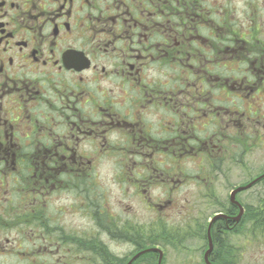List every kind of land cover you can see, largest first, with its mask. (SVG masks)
Returning <instances> with one entry per match:
<instances>
[{
    "label": "flooded vegetation",
    "instance_id": "af4514ba",
    "mask_svg": "<svg viewBox=\"0 0 264 264\" xmlns=\"http://www.w3.org/2000/svg\"><path fill=\"white\" fill-rule=\"evenodd\" d=\"M255 151L264 0H0V264H164L178 231L200 264H255ZM198 199L211 216L170 221Z\"/></svg>",
    "mask_w": 264,
    "mask_h": 264
},
{
    "label": "rangeland",
    "instance_id": "374dc122",
    "mask_svg": "<svg viewBox=\"0 0 264 264\" xmlns=\"http://www.w3.org/2000/svg\"><path fill=\"white\" fill-rule=\"evenodd\" d=\"M248 159H255L257 161V164H261L259 162L264 160V152L255 151V152H253L251 158H249V155H246L244 157V160H248ZM246 169H248V168L246 167ZM243 172H244L243 169L240 168V177L235 178V181H237V179H238V182H242L244 180ZM118 186H119L118 184H112L113 197L111 200V204H112L111 206H113L112 208L115 211H120V212L126 213L129 210L128 204L130 203V200L125 199V197L120 194V190H119ZM64 202L68 203L67 200H64ZM133 202H134L133 204H134L135 209L140 210L141 205H140L139 201L134 200ZM208 202H206L205 200H200V199L196 200V205H197L196 208L204 209L205 212L203 214H200V211H198V210H195L194 214H191L190 212H188V213L183 212L182 214H175V215L171 216L170 221L172 223L173 222H175V223H181V222L191 223L190 218H189V217H191L190 215H192V218H195V219L200 218L201 221H204L203 218L204 217L207 218L208 216H211L212 211L214 209L213 207L209 208ZM180 203L182 206H185V204H187V201H184V199H182V200H180ZM191 203L193 204L194 202H191ZM65 205L69 206V204H65ZM69 214H71V213H69ZM147 215L148 214L144 213V215L141 216L144 219V221H146V222H147V218H148ZM65 219L66 220L69 219V220H71V222L73 220H75L79 225L85 224V222L83 221L84 220L83 217L79 214L68 215V218L65 217ZM38 233L39 232H37V234ZM245 234H247V233H245ZM1 235L3 237L6 235L7 236L9 235L13 239L16 238L18 240H22L23 241V248H27V241H29V239H31L28 233L19 232L17 230L11 231L10 233L1 232ZM186 235H187V232H185V231H178L176 233V236H177L176 242L179 240H183V242L180 244L175 243L174 244L175 246H173V247L169 246V247L165 248L167 251V254H166L164 264H185L191 258H194V263L192 262V264H195V263L200 264L198 255L193 254V257L190 258L187 255L189 253L186 252V249H184V247L182 246V245H185L184 241L186 242ZM245 238L246 239L250 238L253 240V244H251L250 246L244 247V250L246 251L245 261H247V262L249 261V262H252L255 264L264 263V232H256L254 235V238H252V236L245 237ZM238 239L241 241L244 238L242 236H240V238H238ZM189 245L191 246L189 248V250L198 251V249H197L198 242L196 241L195 238L190 239ZM121 249H127V246L123 245L121 247ZM1 261H3V259H1Z\"/></svg>",
    "mask_w": 264,
    "mask_h": 264
},
{
    "label": "trees",
    "instance_id": "16d2710c",
    "mask_svg": "<svg viewBox=\"0 0 264 264\" xmlns=\"http://www.w3.org/2000/svg\"><path fill=\"white\" fill-rule=\"evenodd\" d=\"M153 255L150 254H145L144 255V261L143 264H157V256L156 257H152Z\"/></svg>",
    "mask_w": 264,
    "mask_h": 264
},
{
    "label": "water",
    "instance_id": "95a60500",
    "mask_svg": "<svg viewBox=\"0 0 264 264\" xmlns=\"http://www.w3.org/2000/svg\"><path fill=\"white\" fill-rule=\"evenodd\" d=\"M155 250H158V251H160L161 252V258H160V261H159V264H161V261H162V257H163V252L161 251V250H159V249H155Z\"/></svg>",
    "mask_w": 264,
    "mask_h": 264
}]
</instances>
